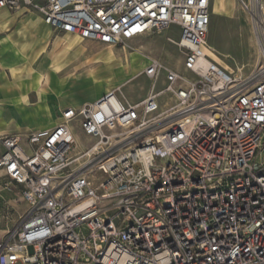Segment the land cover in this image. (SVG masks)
<instances>
[{
    "label": "built area",
    "instance_id": "2783aa9c",
    "mask_svg": "<svg viewBox=\"0 0 264 264\" xmlns=\"http://www.w3.org/2000/svg\"><path fill=\"white\" fill-rule=\"evenodd\" d=\"M237 2L258 47L245 74L205 51L211 0H0L112 46L175 25L167 40L187 72L146 57L151 85L138 100L117 85L51 128L0 138V178L27 204L0 264H264V9ZM75 119L94 140L84 150Z\"/></svg>",
    "mask_w": 264,
    "mask_h": 264
},
{
    "label": "rangeland",
    "instance_id": "374dc122",
    "mask_svg": "<svg viewBox=\"0 0 264 264\" xmlns=\"http://www.w3.org/2000/svg\"><path fill=\"white\" fill-rule=\"evenodd\" d=\"M262 1L264 9V0ZM0 11V23L10 20V15L17 19L25 17V24H17L18 31L12 34L15 44L32 46L42 39H50L49 27L43 23L39 15L29 8ZM10 14V15H9ZM58 33V32H55ZM170 37L177 40L179 28L172 25L162 32H152L125 45L109 47L99 43V46H63L57 52L54 62L60 78H75L82 81L75 90L65 91L62 104H88L100 97L104 92L122 86V92L131 100L136 101L145 96L151 81L141 74L147 63L146 57H154L173 70L187 74L183 67V57ZM207 48L211 59L231 73H249L258 62V47L255 34L251 27L249 16L241 9L237 0H211L210 24L207 32ZM90 59L85 62V58ZM164 72H161L156 89L163 87ZM171 103L169 94H163L159 102ZM10 126L21 127L22 123L33 124L24 120L19 114H13ZM19 127V128H20ZM70 129L76 139L78 150H84L94 140L83 135L79 127V119L70 124ZM263 160V154L257 155L256 163ZM0 180V240L5 235L11 223L17 218V211L6 201V186ZM18 205L17 196L12 197ZM2 232V233H1Z\"/></svg>",
    "mask_w": 264,
    "mask_h": 264
},
{
    "label": "crops",
    "instance_id": "0c3cea01",
    "mask_svg": "<svg viewBox=\"0 0 264 264\" xmlns=\"http://www.w3.org/2000/svg\"><path fill=\"white\" fill-rule=\"evenodd\" d=\"M2 10L7 13V9L0 11ZM37 14L42 20L41 15ZM24 19L25 17L17 19L10 15L9 21L0 23V138L9 134H21L25 137L30 132L51 128L59 122L61 110L66 107L78 108L85 105L86 102L83 105H77V107L68 103L62 104L61 97L65 91L75 90L82 81L72 78L74 76L67 79L60 78L54 62L57 59V52L63 46L74 50L77 46L85 48L84 46H99L98 44L101 43L56 30L43 22L50 29V39H42L32 46L14 45L12 34L18 31L17 24H25ZM89 59V57L85 58V62ZM13 114L22 115L24 120L32 121L33 124L25 126V123H22L20 128L10 126ZM2 150L0 144V151ZM1 175L2 171H0ZM0 180L5 182L6 201L11 208L18 212V218L27 207L26 202L17 198V202L19 201L20 204L15 205L11 199L17 196L19 186L11 182L9 184L3 177ZM0 188L3 189V185H0Z\"/></svg>",
    "mask_w": 264,
    "mask_h": 264
},
{
    "label": "bare ground",
    "instance_id": "6f19581e",
    "mask_svg": "<svg viewBox=\"0 0 264 264\" xmlns=\"http://www.w3.org/2000/svg\"><path fill=\"white\" fill-rule=\"evenodd\" d=\"M260 1V3L262 4V1L261 0H259ZM206 53L209 55V50H208V48H206ZM210 56V55H209ZM214 60V59H213ZM228 71V70H227Z\"/></svg>",
    "mask_w": 264,
    "mask_h": 264
}]
</instances>
